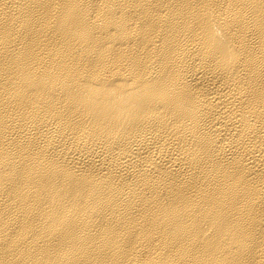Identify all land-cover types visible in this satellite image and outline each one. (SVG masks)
Masks as SVG:
<instances>
[{"label": "bare ground", "instance_id": "obj_1", "mask_svg": "<svg viewBox=\"0 0 264 264\" xmlns=\"http://www.w3.org/2000/svg\"><path fill=\"white\" fill-rule=\"evenodd\" d=\"M0 264H264V0H0Z\"/></svg>", "mask_w": 264, "mask_h": 264}]
</instances>
